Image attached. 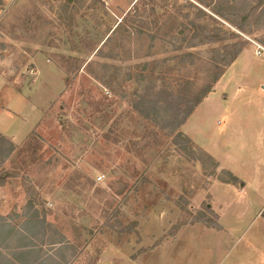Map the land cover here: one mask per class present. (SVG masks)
<instances>
[{"label": "rangeland", "instance_id": "rangeland-1", "mask_svg": "<svg viewBox=\"0 0 264 264\" xmlns=\"http://www.w3.org/2000/svg\"><path fill=\"white\" fill-rule=\"evenodd\" d=\"M198 26L223 41L188 48ZM233 43L246 53L172 130L157 94L210 85L218 53ZM257 85L264 0H139L128 10L101 0H3L0 92L11 87L34 105L19 106L24 121L7 125L20 137L35 107L41 113L10 153L0 142V251L17 264H264L256 186L218 187L229 171L187 135L206 132V146L224 151L241 120L257 129ZM239 137L252 147L244 129ZM244 152L252 163L255 152ZM205 218L224 230L196 222Z\"/></svg>", "mask_w": 264, "mask_h": 264}, {"label": "crops", "instance_id": "crops-1", "mask_svg": "<svg viewBox=\"0 0 264 264\" xmlns=\"http://www.w3.org/2000/svg\"><path fill=\"white\" fill-rule=\"evenodd\" d=\"M101 1L107 8L128 10L131 7H133L139 0H101ZM245 53L246 52L244 51L241 54H245ZM255 92L258 95L260 94L264 95V86L257 85ZM0 105H4V107L2 106L0 107V135L8 139L13 144V146L18 145L25 139V137L35 127L36 120L39 118L41 110L40 108L35 107V109L37 110H35L36 111L35 118L32 121V124L22 136L18 137L15 133H13L9 129L7 124L8 122L13 123L15 121H18V119L24 121V119H22L21 115L17 111V108L19 106L34 107V105L29 102V100L26 98L24 94L18 93L11 87H7L5 90L0 92ZM200 106L201 104L197 107V109L190 116L189 121L191 120L193 116L197 114V111L200 108ZM261 114L263 115V117H259L258 119V122L261 125L258 126L257 129L256 128L250 129L251 127H250L249 122L247 126V125H243V123L247 124V122L245 120L244 122L243 120H241L240 124L236 126V131L233 134L235 135L233 138V141L231 140V143L224 146V151H222V148L220 146L219 148H216V149H212L206 146L203 140V138L208 137L206 132H202L199 135H195L194 133L187 132V135L189 139L192 140L196 145L201 147L206 153H208L211 157L216 159L222 168L226 169L227 171L232 173L236 178H238L242 182V186H243V187L241 186V188L239 189L237 188V186H234V185L219 184L217 185L218 187L227 188V190H231V189L235 191L238 190L237 191L238 194H241L242 191L246 190L249 185L256 186V190L258 192V198L259 196L262 197V204L257 209L258 212L256 214V217H259V219L262 222H264V219L261 218L260 216L261 212L264 210V113L261 112ZM229 117L231 118V116ZM233 121H232V127L234 124ZM225 127L228 128L229 129L228 131L231 133V124L229 126V120ZM241 127H242V131L240 129ZM243 129H244L245 135H250L251 136L250 138H253L252 147L247 145L248 141L246 140H244L243 142V140L241 139L240 141L238 140V142H236L239 136L243 137ZM240 131L242 132V134L239 133ZM228 140L226 141V143L228 142ZM244 150L248 152L249 150L251 152H255L254 153L255 159H252V163L248 162L247 164H245V161H243V154L241 153H243ZM261 154H262V157H261ZM213 200L214 199L212 197V206L214 202ZM212 208L213 210H216L214 207ZM216 212L218 214V219H219L218 210H216ZM220 227H221L220 230H224L223 226L220 225Z\"/></svg>", "mask_w": 264, "mask_h": 264}, {"label": "trees", "instance_id": "trees-1", "mask_svg": "<svg viewBox=\"0 0 264 264\" xmlns=\"http://www.w3.org/2000/svg\"><path fill=\"white\" fill-rule=\"evenodd\" d=\"M2 2L3 0H0V6H2ZM229 8L232 13H234L236 10L233 6H230ZM215 13L219 17H222V18L226 17L225 16L226 14L222 12V10H218ZM247 19L248 18L246 17L242 18L243 22H245ZM226 20H228L232 25H235L236 27L241 28V24H238L236 21L227 19V18ZM221 41H223V38L219 36L218 32L208 31L204 27L198 26V27H195V34L192 36V39L190 40L188 44V48L216 44ZM243 48L244 46L241 43H233V44L223 46L222 52L218 53V58H217L218 64L221 65V68H219V72L213 78L212 83L210 85L199 89L198 91L194 92L191 95L189 94L186 95V93H184L183 95L176 96L166 90H162L157 94L158 98L160 97V100H157V104L164 102L165 106L169 108V109L167 108L170 113L168 116V120H169L168 125L169 127H171L172 130L176 131L181 125H183L186 122V120L192 115L195 109L208 97L209 94L212 93L214 84L223 75L225 68L229 67L239 57ZM145 103L150 105V103L146 100H145ZM169 103H171V105ZM178 135L181 136L182 134H178ZM186 140L188 139L186 138ZM0 142L1 144H6L8 146L9 153L12 151L13 149L12 143L9 142L2 135H0ZM201 153L204 157L209 159L211 163L216 165V162H214L213 159L209 155H207L206 153L202 151ZM224 173H226L229 177L228 180L225 181L224 183L234 185V186H237L238 184L241 183L240 180L236 178L234 175H232L231 173L229 172H224ZM208 211L210 212L209 208H208ZM260 216L261 218L264 219V210L261 212ZM196 222L205 224L208 227L212 229H216V230H219L221 228L218 223L212 222L206 218L200 221H196ZM59 243L61 242H55L52 244L58 245ZM24 249L25 251H30V248L28 247H25ZM0 264H17V263L15 261L8 259V257L0 251Z\"/></svg>", "mask_w": 264, "mask_h": 264}, {"label": "built area", "instance_id": "built-area-1", "mask_svg": "<svg viewBox=\"0 0 264 264\" xmlns=\"http://www.w3.org/2000/svg\"><path fill=\"white\" fill-rule=\"evenodd\" d=\"M100 178H98V180H99Z\"/></svg>", "mask_w": 264, "mask_h": 264}]
</instances>
